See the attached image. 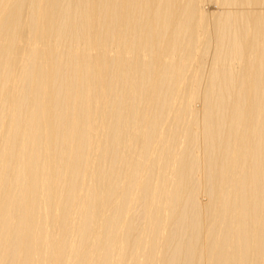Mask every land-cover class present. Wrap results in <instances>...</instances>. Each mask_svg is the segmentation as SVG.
<instances>
[{
  "label": "bare ground",
  "instance_id": "bare-ground-1",
  "mask_svg": "<svg viewBox=\"0 0 264 264\" xmlns=\"http://www.w3.org/2000/svg\"><path fill=\"white\" fill-rule=\"evenodd\" d=\"M0 264H264V0H0Z\"/></svg>",
  "mask_w": 264,
  "mask_h": 264
},
{
  "label": "rangeland",
  "instance_id": "rangeland-1",
  "mask_svg": "<svg viewBox=\"0 0 264 264\" xmlns=\"http://www.w3.org/2000/svg\"><path fill=\"white\" fill-rule=\"evenodd\" d=\"M209 7H210V5H209ZM213 8H211V10H212Z\"/></svg>",
  "mask_w": 264,
  "mask_h": 264
}]
</instances>
